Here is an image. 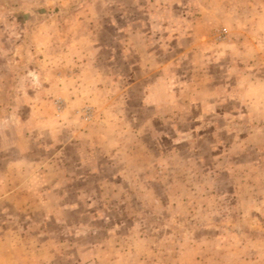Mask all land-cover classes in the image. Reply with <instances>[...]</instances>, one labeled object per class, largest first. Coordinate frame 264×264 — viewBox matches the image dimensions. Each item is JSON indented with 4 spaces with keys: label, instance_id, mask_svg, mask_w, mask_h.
<instances>
[{
    "label": "rangeland",
    "instance_id": "374dc122",
    "mask_svg": "<svg viewBox=\"0 0 264 264\" xmlns=\"http://www.w3.org/2000/svg\"><path fill=\"white\" fill-rule=\"evenodd\" d=\"M0 264H264V0H0Z\"/></svg>",
    "mask_w": 264,
    "mask_h": 264
}]
</instances>
